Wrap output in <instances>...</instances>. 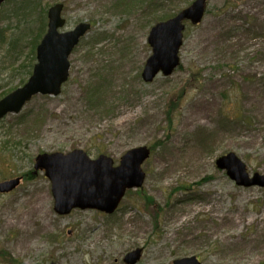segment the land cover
<instances>
[{
	"label": "rangeland",
	"instance_id": "obj_1",
	"mask_svg": "<svg viewBox=\"0 0 264 264\" xmlns=\"http://www.w3.org/2000/svg\"><path fill=\"white\" fill-rule=\"evenodd\" d=\"M193 1L40 0L25 19L2 5L1 93L28 79L21 67L35 62L50 7L63 6L62 31L89 29L59 96L37 95L0 121V183L21 178L0 193V264H126L136 250V264H264V188L236 186L216 165L233 154L264 178V0H207L201 23L185 25L178 68L141 76L151 28ZM140 147L143 182L111 215L58 216L49 181L33 175L38 155L81 151L118 166Z\"/></svg>",
	"mask_w": 264,
	"mask_h": 264
},
{
	"label": "water",
	"instance_id": "obj_2",
	"mask_svg": "<svg viewBox=\"0 0 264 264\" xmlns=\"http://www.w3.org/2000/svg\"><path fill=\"white\" fill-rule=\"evenodd\" d=\"M8 0H0V7ZM207 0H195L188 8L174 18L151 28L148 44L152 56L147 60L142 78L152 81L161 72L171 75L179 64L178 52L182 44V21L190 20L198 24L204 15ZM62 6L55 5L48 11L47 32L36 48V63L27 83L0 100V119L7 114H17L35 95L56 97L61 86L67 81L68 57L78 40L89 29L87 24H79L73 31L59 33L64 20L61 19ZM149 157V150L140 147L128 151L120 159L117 167L112 161L100 157L91 161L83 152L69 154L39 155L35 159V171H44L51 185L54 211L60 216L72 210H97L112 214L122 200L125 191L139 188L144 174L141 165ZM219 169H225L228 176L240 187L258 186L264 188V178L258 175L249 178L245 166L233 154L216 161ZM20 179L0 183V193H9L18 186ZM140 250L127 254L126 264H136ZM54 264V263H52ZM173 264H200L195 257L174 261Z\"/></svg>",
	"mask_w": 264,
	"mask_h": 264
},
{
	"label": "trees",
	"instance_id": "obj_3",
	"mask_svg": "<svg viewBox=\"0 0 264 264\" xmlns=\"http://www.w3.org/2000/svg\"><path fill=\"white\" fill-rule=\"evenodd\" d=\"M34 1H35V3L31 4L32 5V10H36L40 0H20L19 2H17V0H10V1L6 2L5 6H9L8 4L13 5L12 6L13 7V15H14L15 19H18V18L19 19H25L28 16H31V13H29L28 7H29V2H34ZM5 6H2V8L4 9ZM3 12H4V10H3ZM45 12H46V9L44 8V13ZM45 27H46L45 18H44V16H42V21L40 22V27H39L40 30L38 31L39 33L34 37V39L32 40V43H31V45L33 44L32 45V49L34 48L33 50H35V48L38 45L39 41L41 40L43 34L45 33V31H46ZM17 43L18 42H17L16 39L11 40L10 43L8 44L9 50H14L16 45H17ZM32 54H33V52H32ZM33 61L34 60H30L29 63L25 62L22 65V67H21V70L22 69H25V70L28 69V71L25 72L27 74V76L31 75L32 67H33V64H34ZM8 65H10L9 68H8V69H10L12 64H8ZM21 84H23V82ZM1 88L2 87L0 86V89ZM97 93H98V91H97ZM6 94H7L6 92L5 93H1L0 94V98L5 96ZM99 95H101V94H99ZM29 175L32 178V174H29Z\"/></svg>",
	"mask_w": 264,
	"mask_h": 264
},
{
	"label": "bare ground",
	"instance_id": "obj_4",
	"mask_svg": "<svg viewBox=\"0 0 264 264\" xmlns=\"http://www.w3.org/2000/svg\"><path fill=\"white\" fill-rule=\"evenodd\" d=\"M61 5V4H60ZM62 6V5H61ZM63 7V6H62ZM188 8V7H187ZM181 11H183V10H181ZM177 15V14H176ZM60 17H62L61 15H60ZM201 21H202V19H201ZM201 21L199 22V23H201ZM161 23H163V22H161ZM198 23V24H199ZM186 24H190V25H194V26H196V25H198V24H193L190 20H184V21H182V25H183V27H184V29H183V31H182V36H183V34H184V31H185V25ZM64 29V26L63 27H61L60 28V30H63ZM85 35V34H84ZM84 35L83 36H81L80 38H79V40H78V43L81 41V39L84 37ZM78 43L75 45V47L78 45ZM74 47V48H75ZM73 48V49H74ZM73 49H72V51H73ZM71 51V52H72ZM71 54V53H70ZM70 56V55H69ZM178 57H179V52H178ZM68 74H69V70H68ZM8 115V114H7ZM7 115H5L3 118H2V120L7 116ZM35 172H37V171H35V169H34V172H33V175L35 174ZM246 172V171H245ZM13 180V179H12ZM9 181V180H8ZM3 183V182H2ZM235 183V182H234ZM235 185L236 186H238L236 183H235ZM245 188V187H244Z\"/></svg>",
	"mask_w": 264,
	"mask_h": 264
}]
</instances>
